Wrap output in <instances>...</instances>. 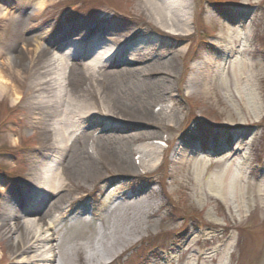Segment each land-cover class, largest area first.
Segmentation results:
<instances>
[{"label":"rangeland","instance_id":"1","mask_svg":"<svg viewBox=\"0 0 264 264\" xmlns=\"http://www.w3.org/2000/svg\"><path fill=\"white\" fill-rule=\"evenodd\" d=\"M1 9L0 76L15 91L0 96V264H12L11 241L2 235L3 224L13 226L15 214L23 220L39 213L47 216V223L56 215L51 205L36 213L29 202L31 174L38 161L48 158L38 152L45 138L42 130L53 125L55 115H44L40 122L45 124L36 121L40 111L33 100L35 67L19 56L28 57L53 40L58 44L83 40L91 31L100 47L108 49L121 48L131 34L143 36L151 55L134 62L128 51L124 58H131L132 66L113 63L92 84L97 95L107 93L109 102L121 109L159 114L154 123L164 122L167 128L155 132L153 145L158 151L152 157L137 153L145 144L130 139L140 125L118 116L99 120L104 133L81 137V150L91 153L98 146L104 153L108 148L123 159L133 151L134 165L142 161L148 168L123 174L110 166L103 180L87 182L64 167L63 178L81 188L76 198L82 210L57 227L61 244L72 234L94 248L103 243L118 214L100 192L111 183L131 193L152 188L155 203L151 214L135 221L143 239L113 264H158L160 257L168 256L175 257L176 264H186L191 257L188 248H220L210 264H264V0H188L182 34L151 21L137 0H0ZM223 26L241 31L227 45L242 61L238 76L243 80L245 74L252 76L258 116L230 117L228 109L238 104L231 91L214 72L198 75L206 61L221 55L218 36ZM10 54L17 57L13 65ZM84 59L80 58L82 66ZM227 80L233 91L231 77ZM204 87L208 97L200 94ZM166 90L169 97L163 96ZM238 148L242 154L233 155ZM222 187L230 192L225 200L220 197ZM193 235V245L185 249Z\"/></svg>","mask_w":264,"mask_h":264},{"label":"bare ground","instance_id":"2","mask_svg":"<svg viewBox=\"0 0 264 264\" xmlns=\"http://www.w3.org/2000/svg\"><path fill=\"white\" fill-rule=\"evenodd\" d=\"M137 5L147 12L151 21L165 30L177 34L184 32L188 0H137ZM3 10L1 9L0 12H4ZM238 32L241 31L230 26L221 28L218 36L221 55L206 61L198 75L209 77L214 72L224 88L229 93L231 91V97L238 104L228 109L230 117L239 118L243 114L252 113L258 116L260 104L252 76L245 74L246 80L238 76L237 71L242 61L235 57L232 50H229L232 48L227 45ZM53 41L47 46H38L28 57L24 53H21L19 57L29 60L35 67L33 100L34 107L40 111L36 121L45 124L43 121L40 122L44 115L46 118L52 115L54 118L55 115L53 125H44L42 130L45 138L40 143L38 152L45 154L48 158L45 161H38L39 165H36L35 171L31 174L33 193L29 195V202L35 204L36 213L51 205L50 208L56 210V215L51 216L47 223V216H40L39 213H37L39 217L35 219L24 218L23 220L19 214H15L13 218L17 222L13 226L8 223L3 224L2 235L6 240L11 241L12 264H113L131 246L143 239L144 232L137 228L135 221L154 211L152 188L136 193H131L120 184L112 187L110 183L100 188L102 194L105 192L107 203L118 210L113 224L108 228V233L103 236V243L98 248H94L79 243L77 235L72 234L66 244L62 245L57 227L68 218L74 219L79 209L82 210V207L78 206L80 199L76 198L81 188L71 187L68 180L63 178L62 171L65 167L71 174L83 176L84 180L89 182L103 180V172L110 169V166L116 172L123 174H132L134 170L148 168H144L145 164L142 161L138 166L134 165L133 151H131V157L123 159L119 153H114L108 148L102 153L98 146H94L89 153L79 149V145H81L82 136L92 138L96 131H99V134L104 133L100 119L118 116L129 123L140 125L139 131L130 137L134 142L139 141L145 144L136 152L142 153L143 157H152L156 154L158 149L153 145V141L157 138L155 132L167 128L164 122L154 123L159 114L155 115L149 110L132 112L121 109L109 102L107 93L102 96L97 95L92 84L97 80L100 71L106 72L107 66L113 63L122 62L132 66L134 64L132 59L124 58L128 51L132 52L134 62L144 61L143 58L151 55V51L143 43L141 34L129 35L124 46L112 49L100 47L95 31H91L85 39L71 43L58 44L55 40ZM26 43L28 45V42ZM93 47L95 49H92ZM70 49L72 50L69 51ZM83 56L88 58L82 66L80 58ZM45 58L47 60L43 61ZM8 59L11 65L17 61V57L11 54L8 55ZM242 65L244 69H247L245 63ZM229 76L234 86L233 91L230 90V82L227 80ZM14 91L13 87L5 83L0 76V96ZM169 92V90L162 92L163 96L169 97ZM200 94L208 97L205 87ZM98 138H101V135ZM122 138L124 137H118L116 140H122ZM241 151L242 149L238 148L233 155H241L242 153L239 154ZM176 152L181 157L185 156L184 153L181 155L179 150ZM261 192L264 194V189ZM139 193L142 195H137ZM220 193L222 200L226 199V194H230L229 190L223 187ZM235 198L237 199L238 196L236 195ZM76 221L80 223L83 220L79 218ZM193 237L194 235L188 241L186 240L185 249L193 245ZM180 250L184 251L182 248ZM218 250L220 248L216 250L208 248L202 251L200 248H188L186 251L191 252V257L186 264H191L189 262L210 264ZM158 264H176L175 257H160ZM221 264H224V261Z\"/></svg>","mask_w":264,"mask_h":264}]
</instances>
